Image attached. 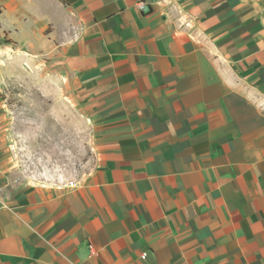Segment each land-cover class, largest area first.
Returning a JSON list of instances; mask_svg holds the SVG:
<instances>
[{
	"label": "crops",
	"instance_id": "obj_1",
	"mask_svg": "<svg viewBox=\"0 0 264 264\" xmlns=\"http://www.w3.org/2000/svg\"><path fill=\"white\" fill-rule=\"evenodd\" d=\"M0 10L92 136L73 188L19 181L0 115V264H264V0Z\"/></svg>",
	"mask_w": 264,
	"mask_h": 264
},
{
	"label": "rangeland",
	"instance_id": "obj_2",
	"mask_svg": "<svg viewBox=\"0 0 264 264\" xmlns=\"http://www.w3.org/2000/svg\"><path fill=\"white\" fill-rule=\"evenodd\" d=\"M3 55L0 115L11 146V174L19 181L76 179L92 158L91 130L82 109L54 77L51 60L44 64L16 49Z\"/></svg>",
	"mask_w": 264,
	"mask_h": 264
},
{
	"label": "built area",
	"instance_id": "obj_3",
	"mask_svg": "<svg viewBox=\"0 0 264 264\" xmlns=\"http://www.w3.org/2000/svg\"><path fill=\"white\" fill-rule=\"evenodd\" d=\"M138 7L142 11L145 8V4L144 3L138 4ZM75 38H76V36H75ZM74 185H75V182L74 181H61V182H59L57 184V188L59 190H61L64 187L73 188ZM142 257L144 258L145 255H143Z\"/></svg>",
	"mask_w": 264,
	"mask_h": 264
},
{
	"label": "trees",
	"instance_id": "obj_4",
	"mask_svg": "<svg viewBox=\"0 0 264 264\" xmlns=\"http://www.w3.org/2000/svg\"><path fill=\"white\" fill-rule=\"evenodd\" d=\"M0 14H1V10H0Z\"/></svg>",
	"mask_w": 264,
	"mask_h": 264
}]
</instances>
